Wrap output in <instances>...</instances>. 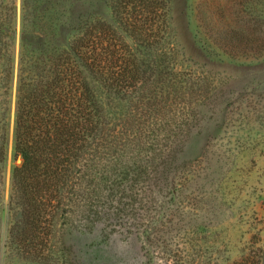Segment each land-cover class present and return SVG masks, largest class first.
<instances>
[{
  "label": "trees",
  "instance_id": "obj_1",
  "mask_svg": "<svg viewBox=\"0 0 264 264\" xmlns=\"http://www.w3.org/2000/svg\"><path fill=\"white\" fill-rule=\"evenodd\" d=\"M15 2L0 0V165L11 138L21 162L10 176L9 236L41 258L38 246L84 191L93 203L105 189L117 201L150 184L152 170L130 169L125 153L167 151L160 138L185 136L195 120L188 110L206 94L201 76L181 64L171 0H96L110 19L89 9L94 0H20V27ZM212 14L206 32L194 16L195 41L209 55L245 51L238 56L253 60L264 52L256 29L247 36L235 24L218 27ZM227 264H264V241L250 240Z\"/></svg>",
  "mask_w": 264,
  "mask_h": 264
},
{
  "label": "rangeland",
  "instance_id": "obj_2",
  "mask_svg": "<svg viewBox=\"0 0 264 264\" xmlns=\"http://www.w3.org/2000/svg\"><path fill=\"white\" fill-rule=\"evenodd\" d=\"M15 4L20 27V0ZM89 9L110 19L100 3ZM249 9L264 14V0H171L181 64L201 76L206 94L188 110L195 120L179 141L160 138L158 149L170 152L125 153L130 169L152 170L151 183L117 201L107 198L108 189L97 203L84 191L38 246L41 258L9 236L16 217L8 210L10 176L21 162L10 138L0 165V264H227L250 240L264 241V52L253 60L235 52L231 59L209 55L195 41L194 16L206 32L213 25L210 11L214 25L256 29L263 40L264 22L254 23ZM175 122L168 133L177 129ZM131 157L140 163L133 165Z\"/></svg>",
  "mask_w": 264,
  "mask_h": 264
}]
</instances>
